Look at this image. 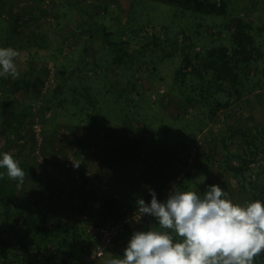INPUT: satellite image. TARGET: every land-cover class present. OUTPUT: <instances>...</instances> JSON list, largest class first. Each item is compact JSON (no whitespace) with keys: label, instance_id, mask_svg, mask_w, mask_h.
<instances>
[{"label":"rangeland","instance_id":"obj_1","mask_svg":"<svg viewBox=\"0 0 264 264\" xmlns=\"http://www.w3.org/2000/svg\"><path fill=\"white\" fill-rule=\"evenodd\" d=\"M74 1L97 24L106 26L113 44L96 39L85 56L94 64L78 68L64 81L57 71L69 73L78 65L87 40V30L72 2L0 0V48L13 47L20 52L16 60L19 76L0 77V102L10 101L15 116L7 119L0 114V127H4L3 122L7 124L5 132L0 133V151L2 156L10 153L30 168L20 190L15 181H9L18 203L15 207L0 206V232L8 237L19 234L21 221L15 223L18 212L35 213L30 205L36 197L40 199L38 180L44 183L53 176L74 187L83 180L78 175L84 173L83 161L93 162L94 157L105 152L104 148L130 157L127 165L109 158L106 173L89 178L85 189L96 196L95 200L89 195L83 199L65 194L63 209L49 212L47 223L58 224L69 232L65 246L59 244L43 256L34 249L29 254L14 251L11 264H106L113 256L122 257L134 231H147L150 227L160 230L151 216H142L138 221L127 216L128 211L139 213L138 199L150 202L149 189L161 202L172 190H190L202 196L197 184L209 177L212 185H219L234 204H264V194L257 200L252 195L259 194L264 185V148L250 165L252 176L247 177L245 185L248 189H242L225 167L226 161L236 163L233 157L241 156L245 146L237 135H230L228 128L249 129L257 125L264 131V86L252 88L264 73V29L258 30L264 28V0H225L228 8L222 17L181 12L154 0ZM239 18L250 22L260 47L262 57L257 73L251 66V78L245 82L241 98L233 93L216 95L221 103L228 101V106L215 108L210 99L205 105L185 106L182 95L193 98L198 89H193L191 68L186 69L185 76L178 73L182 46L186 45L191 57L221 43L229 47L226 29ZM154 37L158 38L156 43ZM49 67L54 69V77L45 92L36 96L32 87L12 92L14 80L34 81L37 76L45 80ZM34 117L42 127L43 162L34 156L35 139L30 125V118ZM16 120L24 124V140L17 144L13 132ZM97 135L104 142L111 139V144L101 145ZM177 145L195 153L190 166L178 156ZM153 152L155 155H150ZM32 170L43 177L34 175ZM122 173L123 182L109 178ZM107 222H118L119 234L102 258L84 263L83 250L93 245L90 225Z\"/></svg>","mask_w":264,"mask_h":264},{"label":"trees","instance_id":"obj_2","mask_svg":"<svg viewBox=\"0 0 264 264\" xmlns=\"http://www.w3.org/2000/svg\"><path fill=\"white\" fill-rule=\"evenodd\" d=\"M44 1V0H42ZM76 9V13L82 21L83 26L87 30L86 45L83 47L82 54L78 65L72 68V70L67 73L65 70H58L57 74L63 76L64 81L68 80L72 73H74L78 68H83L87 64H94V60L86 58V53L91 47L92 43L96 39H100L105 44L110 45L113 42L110 40V32L103 24H97L93 16L81 8L74 0H69ZM159 1L168 5H172L180 9L181 12H191L195 15L202 17H222L227 13V2L225 0H154ZM252 25L243 18H239L236 22L227 28L228 37L230 40V46L225 44H218L209 47L202 52H195L191 57L189 50L186 45L182 46V59L181 67L178 73L186 75V69L191 68V75L194 76V81L192 83L193 89L197 88V95L191 98L188 95H182L183 103L185 106L195 104L209 103V99L212 100L213 106L218 108L219 106H228V101L221 103L216 97L217 94H226L230 96L232 93L236 98H241L244 94L245 82L251 78L250 67L255 66L256 73L259 69V62H261V52L258 43L256 42L255 35L252 33ZM264 28L260 27L258 30L262 31ZM15 30V27H14ZM157 37L153 38V43H156ZM68 42H66V45ZM252 72V71H251ZM43 78L37 76L34 81L27 80L25 78L20 80H14L12 85V92H17L20 87L28 90L30 87L34 88L35 95L42 90ZM61 83L58 87L61 88ZM191 86V87H192ZM264 86V73L263 79L258 78L254 81L252 88L261 89ZM190 87V88H191ZM86 92L85 89H83ZM81 93H83L81 91ZM190 97V98H189ZM216 110V109H215ZM214 110V111H215ZM213 111V112H214ZM0 114L7 119H15L14 110L11 102L4 99L0 102ZM33 117V116H32ZM34 118H30L31 123ZM2 125V124H0ZM4 127H0V133H4L6 129V122H3ZM23 123L17 121L13 127V132L15 133L14 143L22 142L24 140V135L21 134L23 129ZM139 130V129H138ZM228 131L231 136L237 135L243 146V154L241 156H234L233 160L236 163L233 164L232 161H226L225 167L228 171H231L234 177L240 183L242 189H248L246 185L247 177H251V164L254 162V158L258 155L257 152L264 148V131L260 126L253 125L249 129H242L237 127H230ZM185 149L177 145V149ZM176 151L178 152V150ZM154 152L150 155H153ZM77 153V157H79ZM155 155V154H154ZM2 152L0 151V159H2ZM141 158H145V155H141ZM19 166L25 171L29 172L30 168L23 162H20ZM0 172H5L6 169L0 168ZM34 175L38 172L32 170ZM79 177H82V181L78 179L80 184L78 186L70 187L64 183L60 178L51 176L44 183L38 184L36 188L40 190V199L37 197L31 203L33 207L34 214L26 213L20 210L15 218V223L20 222V228L17 235L13 237H8L2 232H0V264H11L14 251L23 250L24 254H29L31 249L35 250L37 255L43 256L46 252L51 249L58 247V245L65 246L68 241V230L63 231L58 224H48L47 215L50 213H55L62 210L64 204L66 203L65 194L76 195L86 199L88 195L91 200H95L96 196L94 194H89L85 189L89 178L86 177L82 172H78ZM37 176H42L39 174ZM10 180L7 175L0 179V206L8 207L7 205L13 204V206L18 203L17 194L12 187ZM212 185V179L206 178L203 182L197 184V189L202 193V195L208 190V186ZM260 194H264V185L261 188L259 194L253 193L254 199H259ZM113 202V200L109 201ZM108 202V203H109ZM42 203V204H41ZM15 205V206H16ZM14 206V207H15ZM64 234V235H63ZM16 238V241L14 240ZM14 240V242H13ZM115 240V239H114ZM58 250V249H57ZM56 250V251H57ZM262 260L261 264H264V251L260 255L254 258V262ZM41 261V260H40Z\"/></svg>","mask_w":264,"mask_h":264},{"label":"clouds","instance_id":"obj_3","mask_svg":"<svg viewBox=\"0 0 264 264\" xmlns=\"http://www.w3.org/2000/svg\"><path fill=\"white\" fill-rule=\"evenodd\" d=\"M19 56L13 47L0 48V77L19 76ZM19 164L10 153L0 159V168L6 169L0 179L6 174L17 190L28 178ZM149 195L150 202L138 199L136 207L141 217H153L160 230L134 231L123 256H113L106 264H253L264 251V204L260 201L234 204L219 185L208 186L202 196L172 190L163 202L154 190L149 189Z\"/></svg>","mask_w":264,"mask_h":264},{"label":"built area","instance_id":"obj_4","mask_svg":"<svg viewBox=\"0 0 264 264\" xmlns=\"http://www.w3.org/2000/svg\"><path fill=\"white\" fill-rule=\"evenodd\" d=\"M54 77V69L52 67L48 68V75L47 78L43 82L42 90H46L49 83L53 80ZM31 130L33 137L35 139V146H34V156L38 162H43L44 157L42 153L43 149V134H42V127L39 123V119L35 118L31 124ZM191 148L180 149L178 151V156L183 159L184 164L190 166L191 162L193 161L194 152L190 150ZM184 151V152H182ZM191 151V152H190ZM85 153V152H83ZM84 154H82L83 156ZM70 161L71 159L68 158ZM71 162V161H70ZM129 218L138 221L141 220L142 217L137 212H127V216ZM90 237L93 240V245L83 250V262L89 263L95 259L102 258L109 250L112 242L116 238V236L120 232V224L118 222H107L102 224H92L88 230Z\"/></svg>","mask_w":264,"mask_h":264},{"label":"crops","instance_id":"obj_5","mask_svg":"<svg viewBox=\"0 0 264 264\" xmlns=\"http://www.w3.org/2000/svg\"><path fill=\"white\" fill-rule=\"evenodd\" d=\"M96 137L99 140V142L102 143L101 145L104 144L106 146L107 144H111V139H109L110 141L104 142L102 138L98 137V135ZM104 151L105 152H103L101 155L94 157L92 159L93 162H90V161L87 162L85 160L83 161V167H82L83 168V172H84L83 174L86 175V177L92 178L96 174H100V173L104 174V173H106L105 172V166L110 161L111 158H113V159L116 158V159H118L119 162H122L123 165H127V162L129 161V157L130 156H126L124 153L121 154L120 151L109 150V148H108V150L106 148H104ZM114 151H115V154H114L115 156H112ZM107 170H108V167H107ZM112 177H114V178L112 179ZM123 177H124V173L116 174L115 176H111L109 178L112 179V180H115V182L118 183L119 179L120 180L122 179L121 182L124 181ZM107 200H108V198H107Z\"/></svg>","mask_w":264,"mask_h":264}]
</instances>
